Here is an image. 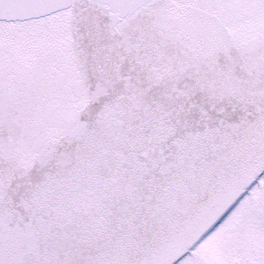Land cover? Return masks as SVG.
Segmentation results:
<instances>
[{
	"label": "snow or ice",
	"instance_id": "obj_1",
	"mask_svg": "<svg viewBox=\"0 0 264 264\" xmlns=\"http://www.w3.org/2000/svg\"><path fill=\"white\" fill-rule=\"evenodd\" d=\"M209 251L264 264V0H0V264Z\"/></svg>",
	"mask_w": 264,
	"mask_h": 264
},
{
	"label": "rangeland",
	"instance_id": "obj_2",
	"mask_svg": "<svg viewBox=\"0 0 264 264\" xmlns=\"http://www.w3.org/2000/svg\"><path fill=\"white\" fill-rule=\"evenodd\" d=\"M211 198H212V195H210L208 198H205L204 202L210 200ZM191 243H194V240H188V241H186L185 246L183 248H181L180 251H177L176 252V255L182 254V252L184 250H186V247L190 246ZM214 256H215V252L214 251H209L208 254H207V258H205V264H208V260H210Z\"/></svg>",
	"mask_w": 264,
	"mask_h": 264
},
{
	"label": "trees",
	"instance_id": "obj_3",
	"mask_svg": "<svg viewBox=\"0 0 264 264\" xmlns=\"http://www.w3.org/2000/svg\"><path fill=\"white\" fill-rule=\"evenodd\" d=\"M211 195V193H202L199 197V200L201 202H204L205 198H208Z\"/></svg>",
	"mask_w": 264,
	"mask_h": 264
}]
</instances>
